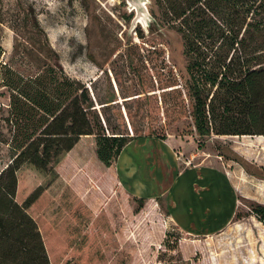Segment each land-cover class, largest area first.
I'll return each instance as SVG.
<instances>
[{"label": "trees", "instance_id": "trees-1", "mask_svg": "<svg viewBox=\"0 0 264 264\" xmlns=\"http://www.w3.org/2000/svg\"><path fill=\"white\" fill-rule=\"evenodd\" d=\"M154 3L188 60L182 84L171 78L162 86L165 110L189 113L202 136L264 135V0ZM3 53L0 43V96L9 94L14 136L0 171V264H105L115 191L136 212L154 200L122 186L118 156L137 138L166 137L109 126L83 82L51 64L25 75L3 63ZM108 95L106 103L116 99ZM250 207L264 223V203Z\"/></svg>", "mask_w": 264, "mask_h": 264}, {"label": "rangeland", "instance_id": "rangeland-1", "mask_svg": "<svg viewBox=\"0 0 264 264\" xmlns=\"http://www.w3.org/2000/svg\"><path fill=\"white\" fill-rule=\"evenodd\" d=\"M146 7L139 14L128 0H0L2 62L31 76L57 65L89 88L109 126L132 136L182 137L186 165L212 156L234 184V217L202 234L168 222L165 198L136 212L137 204L115 191L105 264H264V223L250 207L264 203V135L202 136L189 113L165 110L162 86L171 78L182 84L188 60L181 35L159 17L154 0ZM110 92L116 99L106 103ZM9 101L8 93L0 96V171L13 152Z\"/></svg>", "mask_w": 264, "mask_h": 264}, {"label": "crops", "instance_id": "crops-1", "mask_svg": "<svg viewBox=\"0 0 264 264\" xmlns=\"http://www.w3.org/2000/svg\"><path fill=\"white\" fill-rule=\"evenodd\" d=\"M183 142L182 137L137 138L119 154L117 175L135 196L165 198L168 222L183 232H215L234 217V184L212 156L186 165Z\"/></svg>", "mask_w": 264, "mask_h": 264}, {"label": "water", "instance_id": "water-1", "mask_svg": "<svg viewBox=\"0 0 264 264\" xmlns=\"http://www.w3.org/2000/svg\"><path fill=\"white\" fill-rule=\"evenodd\" d=\"M132 8H135L139 14L147 11L146 0H128ZM140 21V20H139Z\"/></svg>", "mask_w": 264, "mask_h": 264}]
</instances>
